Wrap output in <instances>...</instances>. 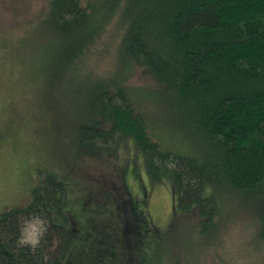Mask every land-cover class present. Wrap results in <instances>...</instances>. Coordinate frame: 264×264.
<instances>
[{"label": "trees", "instance_id": "16d2710c", "mask_svg": "<svg viewBox=\"0 0 264 264\" xmlns=\"http://www.w3.org/2000/svg\"><path fill=\"white\" fill-rule=\"evenodd\" d=\"M45 18L59 37L57 63L66 68L108 25L123 28L119 71L93 77L91 90H83L87 107L77 119L92 123L76 126L79 146L113 153L131 137L149 179L170 186L169 229L185 216L193 239L216 238L237 213L234 204L255 217L264 239V0H51ZM133 64L152 87L124 86ZM140 98L154 104L150 114L137 108ZM167 138L177 143L164 144ZM67 188L63 176L47 172L28 204L0 215V264H114L91 241H77L81 228L93 229L92 214L86 207L76 215ZM123 201L133 247L147 248L137 261L160 264L147 237L161 249L167 230L147 220L144 202ZM35 216L46 221L44 234L37 244L24 243V222Z\"/></svg>", "mask_w": 264, "mask_h": 264}, {"label": "rangeland", "instance_id": "374dc122", "mask_svg": "<svg viewBox=\"0 0 264 264\" xmlns=\"http://www.w3.org/2000/svg\"><path fill=\"white\" fill-rule=\"evenodd\" d=\"M50 2L0 0V125L7 128V144L0 148V211L26 203L47 172H54L64 177L67 202L76 215L86 207L92 214L87 227L93 229L81 228L77 241H91L98 255L110 254L114 264H139L137 258L142 259L147 250L133 247L125 195L144 202L147 220L167 230L161 249L153 248L155 237H147L160 264L179 260L181 264L184 260L187 264H264V239L252 214L231 204L238 214L225 221L216 238L193 239L192 220L187 223L185 216H179V223L169 229L173 221L170 186L149 179L143 155L131 137L114 144L113 153L79 146L76 126L92 123V119H77L87 107L83 90H91L93 77L110 78L119 71L117 46L123 28L111 23L76 64L63 67L56 60L59 37L45 18ZM38 60L42 65L36 68L33 61ZM128 69L124 86L129 89L137 92L155 84L140 66ZM139 107L150 114L154 104L140 98ZM175 142L167 138L164 144ZM111 204L116 209L112 214ZM45 229L44 219L29 218L21 240L37 244Z\"/></svg>", "mask_w": 264, "mask_h": 264}, {"label": "flooded vegetation", "instance_id": "af4514ba", "mask_svg": "<svg viewBox=\"0 0 264 264\" xmlns=\"http://www.w3.org/2000/svg\"><path fill=\"white\" fill-rule=\"evenodd\" d=\"M6 132H7V128L3 129V127H1V125H0V148L3 147L5 144H7V141H6ZM32 197L33 196L31 194V197L29 198V200H27L26 203L23 204V206L26 205V204H28L31 201ZM13 206L15 207L16 205L14 204ZM9 208H12V207H9ZM9 208H5V209L1 210L0 211V215H3L4 212H6V211L9 210Z\"/></svg>", "mask_w": 264, "mask_h": 264}]
</instances>
